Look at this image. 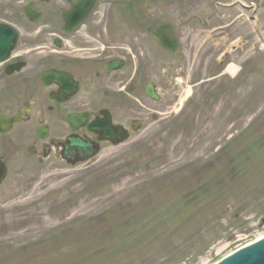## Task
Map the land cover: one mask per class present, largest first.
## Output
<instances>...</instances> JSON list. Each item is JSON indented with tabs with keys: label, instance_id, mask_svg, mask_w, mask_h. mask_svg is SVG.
<instances>
[{
	"label": "rangeland",
	"instance_id": "1",
	"mask_svg": "<svg viewBox=\"0 0 264 264\" xmlns=\"http://www.w3.org/2000/svg\"><path fill=\"white\" fill-rule=\"evenodd\" d=\"M243 8L223 10L224 23ZM251 29L233 24L211 53L208 32L202 80L231 62L242 70L197 87L180 117L177 104L163 119L172 92L146 99L135 146L74 167L12 166L0 189V264H212L263 234L264 46Z\"/></svg>",
	"mask_w": 264,
	"mask_h": 264
},
{
	"label": "flooded vegetation",
	"instance_id": "2",
	"mask_svg": "<svg viewBox=\"0 0 264 264\" xmlns=\"http://www.w3.org/2000/svg\"><path fill=\"white\" fill-rule=\"evenodd\" d=\"M221 1L193 0L192 9L185 0H0L1 167L23 172L27 160L42 170L66 165L69 137L98 142L93 122L123 126L135 140L147 86L178 92L177 76L196 86L201 71L192 74L190 66L201 60L203 38L210 32L214 46L226 43L227 26L202 12L225 7ZM256 1L258 9L235 13L234 21L243 28L249 21L258 32L264 0ZM165 23L181 42L177 55L155 38ZM99 146L102 152L113 144Z\"/></svg>",
	"mask_w": 264,
	"mask_h": 264
},
{
	"label": "water",
	"instance_id": "3",
	"mask_svg": "<svg viewBox=\"0 0 264 264\" xmlns=\"http://www.w3.org/2000/svg\"><path fill=\"white\" fill-rule=\"evenodd\" d=\"M163 47H173L172 49L174 51H176V49L178 48L177 43L175 42V40L170 41V42H166V41H160ZM112 136V133H111ZM110 137V136H108ZM126 138V137H125ZM125 138H123L122 140H124ZM121 141V140H119ZM79 147H83L88 148V147H92L90 146L88 143L86 142H81L78 141L73 142L70 145V148H67V152L69 154H72V151L76 148ZM94 153V152H93ZM88 155V152L85 153L84 157H82L81 159H87L90 156H86ZM91 155V154H90ZM93 155V154H92ZM221 264H264V240L256 245L251 246L248 249L242 250L239 253H237L235 256L230 257L229 259H227L226 261H224Z\"/></svg>",
	"mask_w": 264,
	"mask_h": 264
},
{
	"label": "bare ground",
	"instance_id": "4",
	"mask_svg": "<svg viewBox=\"0 0 264 264\" xmlns=\"http://www.w3.org/2000/svg\"><path fill=\"white\" fill-rule=\"evenodd\" d=\"M227 70H228V72H229L230 74L235 75V74H237L238 71L240 70V67H239V65H236V64L232 63V64H230V65L228 66ZM191 93H192V89L189 88V89L187 90L186 98L189 97V96L191 95ZM183 101H184V100H183ZM263 235H264V234H260V235L258 236V238L261 237V236H263Z\"/></svg>",
	"mask_w": 264,
	"mask_h": 264
}]
</instances>
